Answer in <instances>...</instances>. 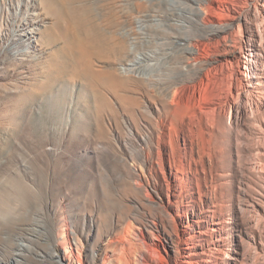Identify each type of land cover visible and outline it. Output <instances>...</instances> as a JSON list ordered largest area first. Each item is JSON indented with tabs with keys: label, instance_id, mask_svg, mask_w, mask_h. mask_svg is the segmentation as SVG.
<instances>
[{
	"label": "rangeland",
	"instance_id": "1",
	"mask_svg": "<svg viewBox=\"0 0 264 264\" xmlns=\"http://www.w3.org/2000/svg\"><path fill=\"white\" fill-rule=\"evenodd\" d=\"M119 1L0 0V242L29 233L1 264H264V93L239 78L258 2Z\"/></svg>",
	"mask_w": 264,
	"mask_h": 264
},
{
	"label": "bare ground",
	"instance_id": "2",
	"mask_svg": "<svg viewBox=\"0 0 264 264\" xmlns=\"http://www.w3.org/2000/svg\"><path fill=\"white\" fill-rule=\"evenodd\" d=\"M163 1H167V0H135V3L137 5L138 9L150 8L151 7V10L149 9L150 10L149 12L145 11L146 12L145 15H151L152 16V15H157V13H158L157 7L159 5H161V3ZM174 1H175V4L178 3V2L181 3L180 4L181 6H184L185 4L191 5V4H194V3H199L200 5H205L206 3H208V2H206L207 0H174ZM256 1L258 2L257 4L261 8V13L260 14H263L262 16H264V0H256ZM119 2H120V5H121L123 3H127L128 0H120ZM171 2H172V0H171ZM212 2H216L218 4V7H219L221 5V3H222V0H212ZM186 8L189 9L187 6H184V9H186ZM180 11H183V10L181 9ZM137 12L139 13V11H137ZM170 13L171 14H169V15H176L177 14V12L175 10H173ZM258 13H257V15H258ZM204 14L206 16V12H204L202 7L200 9H197V15H203L202 16L203 19L205 17ZM253 15H254V22L255 23L244 22L245 25L247 26V31H246L245 37L242 40L241 49L239 50V52H242L243 50L246 51V53H245V55H246L245 56V62H244L246 67L242 68V70L240 72V76L241 77H239V78H240V82H241L243 88L247 92H252V93H256V94H262V93H264L263 92L264 91L263 90L264 89V69L260 68L259 66L256 67L255 64L264 61V46L259 41V34H258V30H257V25H256V22L258 20V16H256L255 14H253ZM216 17L218 19H220L217 15H216ZM233 17L234 18L230 19L226 23V27L223 30L217 31L215 34L223 35V37L232 36L234 34V32L236 31V28L240 27L242 24H244L241 21V19H239V17H237V16H233ZM138 24H141V26H144V24H147V22H146L145 19H142V20L138 19ZM159 26L160 25L155 24V27H159ZM173 26L175 28H177L178 25L174 23V24H172V27ZM149 27H151V26H149ZM135 31H137V30H135ZM132 32H133V30H132ZM137 35H138V37L140 39V42H144V40L146 41V38L143 36V33L141 32V30L139 32H137ZM130 36H131V33H130V31H128V33L125 35V40L128 43H129V39H130L129 37ZM155 40H152L151 38H149L148 41L150 42V44H153ZM164 40H169L170 41V45H172L171 48H173L175 45H178V44L182 43L181 42L182 39L179 40L177 36L172 35V34L169 35L168 37L166 36V38L164 37ZM98 41H100V40H98ZM185 41H186V43L184 45H187V43L190 42V40L188 38H185ZM140 42H138V43H140ZM165 43H166V41H165ZM126 47H127V45H126ZM155 48H156L155 51H157L159 47H155ZM171 48H170V50H171ZM182 51L183 52H181V54L195 55L197 53L196 50H192L191 48H189V46H185V48ZM130 53H132L131 49L129 50V52L127 51V54H130ZM134 54H136V53H134ZM145 54L146 55H144L145 56L144 58H146V60H144V58L135 57V58H133L134 59L133 61H130L131 63H127L126 64L127 71L128 72H134L135 70L138 69V66L140 68V67L144 66L143 65L144 62L152 61V59L155 58L153 56H150L149 53L145 52ZM250 66L252 67V70H251V72H247L249 70L248 67H250ZM255 79H260V81H261V83L258 86L255 83ZM6 211H9V209L6 210ZM7 214L8 213H6V215ZM4 217H5V212H4ZM4 228H5V226H4ZM16 228H18V226ZM27 229H26V227L25 228H23V227L19 228V232H18V230L16 232H13V230H12V234L5 241L0 242V251L5 249V250H8L9 253H12V255L14 257H16V258L21 257L23 255L24 249H22V248H20L18 246H15L14 240H16V237L21 238V237H24V235L25 236L28 235L29 233L28 234L26 233L28 231ZM7 233H9V232L7 231ZM208 257L210 258V260L209 261L208 260L204 261L205 264H215L213 262V258H215L214 255L213 254H209ZM49 261H50L49 264H62L60 260H58V261L56 260V257L54 255L49 257ZM1 263H2V261H1V258H0V264ZM47 264H48V262H47ZM181 264H194V263L192 262L191 258H188L187 260L183 261Z\"/></svg>",
	"mask_w": 264,
	"mask_h": 264
}]
</instances>
